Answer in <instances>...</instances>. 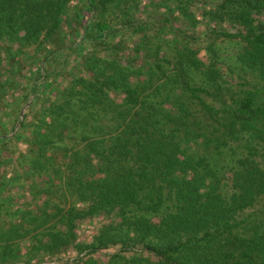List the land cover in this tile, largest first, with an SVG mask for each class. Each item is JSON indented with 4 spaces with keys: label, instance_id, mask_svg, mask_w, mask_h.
Wrapping results in <instances>:
<instances>
[{
    "label": "trees",
    "instance_id": "1",
    "mask_svg": "<svg viewBox=\"0 0 264 264\" xmlns=\"http://www.w3.org/2000/svg\"><path fill=\"white\" fill-rule=\"evenodd\" d=\"M0 264H264V0H0Z\"/></svg>",
    "mask_w": 264,
    "mask_h": 264
}]
</instances>
